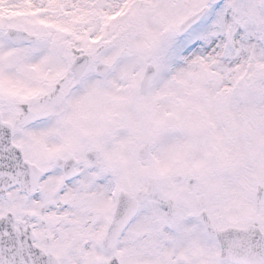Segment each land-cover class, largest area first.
Here are the masks:
<instances>
[{"label": "snow or ice", "instance_id": "6c2138e0", "mask_svg": "<svg viewBox=\"0 0 264 264\" xmlns=\"http://www.w3.org/2000/svg\"><path fill=\"white\" fill-rule=\"evenodd\" d=\"M0 264H264V0H0Z\"/></svg>", "mask_w": 264, "mask_h": 264}]
</instances>
